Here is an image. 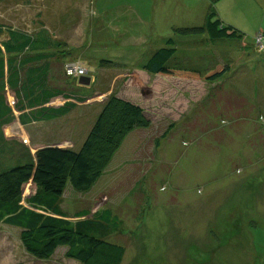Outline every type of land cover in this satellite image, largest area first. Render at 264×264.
Here are the masks:
<instances>
[{
    "label": "rangeland",
    "instance_id": "374dc122",
    "mask_svg": "<svg viewBox=\"0 0 264 264\" xmlns=\"http://www.w3.org/2000/svg\"><path fill=\"white\" fill-rule=\"evenodd\" d=\"M113 3L0 0L3 24L30 33L48 28L60 42L52 66L60 78L51 83L71 99L88 98L50 121L21 126L16 118L6 136L23 138L35 161L44 147L78 151L111 95L130 100L150 126L126 136L90 190L67 183L66 217L75 223L79 212L93 218L104 210L117 217L106 239L125 247L122 264H264V38L255 35L261 27L264 37V0H172L145 31L137 12L146 16L147 5ZM209 10L242 38L178 30L204 26ZM171 46L168 65L193 73L144 68ZM102 59L114 64L103 67ZM75 61L95 72L89 85L64 75ZM8 100L16 102L10 93ZM32 190L27 184L25 199ZM0 226V264H82L66 256V246L39 259L24 246L22 228Z\"/></svg>",
    "mask_w": 264,
    "mask_h": 264
},
{
    "label": "trees",
    "instance_id": "16d2710c",
    "mask_svg": "<svg viewBox=\"0 0 264 264\" xmlns=\"http://www.w3.org/2000/svg\"><path fill=\"white\" fill-rule=\"evenodd\" d=\"M178 30L185 34L207 31L212 40L243 36L242 31L226 25L211 10L204 26ZM50 32L42 28L30 33L0 20V224L22 228L24 246L39 259H49L58 247L66 246V256L82 264H122L125 247L106 239L117 217L104 210L90 218L88 211H82L73 223L61 210L60 201L68 182L77 190H90L105 173L126 136L135 128L150 126L144 109L111 95L78 151L44 147L38 149L37 161L24 142L5 133V127L16 118L23 125L50 121L71 113L77 103L88 99H71V94L51 83L60 78L52 68L56 56L53 50L60 48V42ZM171 40L168 41L174 44ZM174 52V47L158 51L143 66L153 73H193L195 70L190 68L168 65ZM99 63L107 67L114 61L102 59ZM64 75L70 77L65 66ZM8 93L16 100L14 105L9 102ZM62 95L69 100L55 105L54 100ZM27 184L33 185V190L25 199Z\"/></svg>",
    "mask_w": 264,
    "mask_h": 264
},
{
    "label": "crops",
    "instance_id": "0c3cea01",
    "mask_svg": "<svg viewBox=\"0 0 264 264\" xmlns=\"http://www.w3.org/2000/svg\"><path fill=\"white\" fill-rule=\"evenodd\" d=\"M177 1L178 2H181V3L186 2V0H177ZM120 2L130 3V4L127 5L129 8H130L129 5H133L131 3H136V2H138L141 5L142 8H143V4L148 6V11H146L143 8V12L145 13L146 16H141L140 13H139V11L137 12L135 10V8L133 7L134 10H135V12H137V14L140 17L139 20L141 21V23H140V25H141L140 26L141 27V31H145V30H147V24H148V22H151L152 20L153 21L151 22V24L154 23L155 25L154 26H151V29H152V27H155L156 26V24L158 22V20H157L158 19V14H159V12L163 11L162 9H160L161 5H162V8L167 7V6L171 5L172 0H114L113 5L119 4ZM121 8L122 7H120V9ZM148 16L151 17V18L149 19ZM261 30H263V29H261V27H258L257 30H256L255 35H257L260 32H262ZM1 39H5V38H1ZM254 41H255V39H254ZM15 121H17V119ZM34 123H36V122L29 123L27 125H22L21 124V126H28V125H31V124H34ZM9 138H17V137H15L13 134H11L9 136ZM17 139L22 140L23 138H17ZM12 226H14V225H12ZM14 227H17L18 228V226H14ZM0 228H1V226H0Z\"/></svg>",
    "mask_w": 264,
    "mask_h": 264
},
{
    "label": "built area",
    "instance_id": "2783aa9c",
    "mask_svg": "<svg viewBox=\"0 0 264 264\" xmlns=\"http://www.w3.org/2000/svg\"><path fill=\"white\" fill-rule=\"evenodd\" d=\"M263 34L260 33L256 36L257 41L261 40V42H263ZM66 72L68 75H70L71 77L75 76V77H79V76H85L88 73V70L82 66L79 62L75 61V62H68V64L66 65Z\"/></svg>",
    "mask_w": 264,
    "mask_h": 264
},
{
    "label": "water",
    "instance_id": "95a60500",
    "mask_svg": "<svg viewBox=\"0 0 264 264\" xmlns=\"http://www.w3.org/2000/svg\"><path fill=\"white\" fill-rule=\"evenodd\" d=\"M95 74V72L88 71L87 76H81L78 80V82L81 85H89L92 81V76Z\"/></svg>",
    "mask_w": 264,
    "mask_h": 264
}]
</instances>
